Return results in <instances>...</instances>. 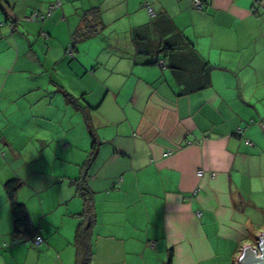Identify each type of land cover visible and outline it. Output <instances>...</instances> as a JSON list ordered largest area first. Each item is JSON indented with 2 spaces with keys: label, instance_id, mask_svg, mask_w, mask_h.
Instances as JSON below:
<instances>
[{
  "label": "crops",
  "instance_id": "obj_1",
  "mask_svg": "<svg viewBox=\"0 0 264 264\" xmlns=\"http://www.w3.org/2000/svg\"><path fill=\"white\" fill-rule=\"evenodd\" d=\"M53 1L0 0V264H75L80 177L88 264H236L264 231V0H57L21 20ZM84 21L98 32L71 47ZM10 179L39 244L13 232Z\"/></svg>",
  "mask_w": 264,
  "mask_h": 264
},
{
  "label": "trees",
  "instance_id": "obj_2",
  "mask_svg": "<svg viewBox=\"0 0 264 264\" xmlns=\"http://www.w3.org/2000/svg\"><path fill=\"white\" fill-rule=\"evenodd\" d=\"M92 10L96 11V8H93ZM87 13L88 11H85L83 15L84 19ZM9 23L11 24V22ZM97 32L98 29L96 28L94 23L93 25H90L89 23H86L84 21L83 27H79L73 32L71 36V47H73L77 42L88 38ZM163 48L165 49V46ZM88 127L90 128V126ZM95 150L96 141L93 139L90 151L88 152L84 164L88 163L93 158ZM18 185L19 181L17 179H10L4 183V191L12 216L13 232L15 234L25 235V238L31 239L37 234L32 233L28 213L24 205L20 203L15 197ZM76 188L82 198V210L79 213L80 223L74 237V245L76 249L75 264H88L91 252L89 243V227L94 218L92 193L85 185V180L82 177L77 180ZM171 255V249H168L164 264H171Z\"/></svg>",
  "mask_w": 264,
  "mask_h": 264
},
{
  "label": "built area",
  "instance_id": "obj_3",
  "mask_svg": "<svg viewBox=\"0 0 264 264\" xmlns=\"http://www.w3.org/2000/svg\"><path fill=\"white\" fill-rule=\"evenodd\" d=\"M203 1L202 0H191V5L192 7L196 8V9H200L202 7ZM60 5V2L55 0L51 3H49L45 10L42 12L39 11H31L30 13L24 15L23 17H21V20H25V21H43L44 19L48 18L51 16L53 10ZM142 5L146 8L148 15L149 16H153L154 15V11L152 10L148 0H143ZM43 37H46L43 34ZM237 133L238 134H242L240 129H237ZM246 144H250V142L248 140H245ZM196 175L198 177H201L204 175V170L199 168L196 171ZM208 177H213L215 175V173L213 171H210L209 173H207ZM32 243L34 244H39L42 241V237L37 234L35 236H33L31 239H29ZM150 245L153 246V242H150Z\"/></svg>",
  "mask_w": 264,
  "mask_h": 264
},
{
  "label": "water",
  "instance_id": "obj_4",
  "mask_svg": "<svg viewBox=\"0 0 264 264\" xmlns=\"http://www.w3.org/2000/svg\"><path fill=\"white\" fill-rule=\"evenodd\" d=\"M236 264H264V231L257 236L255 245L241 249Z\"/></svg>",
  "mask_w": 264,
  "mask_h": 264
}]
</instances>
